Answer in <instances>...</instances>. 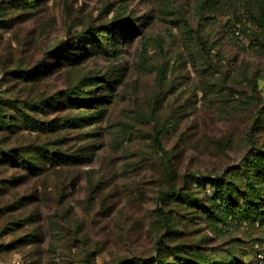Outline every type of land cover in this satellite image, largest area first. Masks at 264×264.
Returning a JSON list of instances; mask_svg holds the SVG:
<instances>
[{"label": "rangeland", "instance_id": "374dc122", "mask_svg": "<svg viewBox=\"0 0 264 264\" xmlns=\"http://www.w3.org/2000/svg\"><path fill=\"white\" fill-rule=\"evenodd\" d=\"M30 4L0 0V97L56 106L17 112L7 105L0 115L22 127L23 113L43 126L82 118L80 128H26L19 137L53 147L65 138L69 153L96 148L62 180L67 214L54 219V193L37 203L46 221L35 234L40 241L23 246L18 192H41L39 182L58 191L59 181H24L16 165L0 163V264H264V195L248 206L253 222L241 218L239 206L250 204L243 176L235 203L218 205L219 219H210L204 210L214 191L192 185L193 176L204 184L264 154V0ZM89 29L94 41L78 40ZM73 44L82 49L75 64L67 61ZM3 68L34 69L38 80L10 79ZM72 88L83 101L74 109ZM174 188L191 203L160 201Z\"/></svg>", "mask_w": 264, "mask_h": 264}, {"label": "trees", "instance_id": "16d2710c", "mask_svg": "<svg viewBox=\"0 0 264 264\" xmlns=\"http://www.w3.org/2000/svg\"><path fill=\"white\" fill-rule=\"evenodd\" d=\"M32 3L33 5L30 4L27 6V8L34 6L36 0H32ZM260 26L264 28V24H260ZM98 36L99 35H97V37ZM95 38L96 30L89 29L82 33L78 40L82 41L87 39L88 41H94ZM75 45L76 44H73V50L71 53H69V56H67V61L71 64H75L82 58V49L76 47ZM2 71L5 77L13 76L9 78L17 81L20 79L24 83H29L31 81L35 82L38 80V78H36V73H34V69L18 70V68H15L14 70H8L3 68ZM83 81H85V79L81 82ZM76 90L75 88H72L66 92V96L69 95L67 96L69 99V105L73 109L77 108L83 103V101H79L77 98L79 95H76ZM7 105L11 107H9V109L15 110L17 112L18 107L25 105L29 109L32 107L35 110L45 112L47 110H53L56 106V102H50L45 98L38 101H27L26 103L20 102L18 99H16L14 102H11V100L4 101L0 97V114L2 111H4V108H6L4 106ZM3 115H0V118H4V120H0V154L2 159L0 163L3 164L2 166L6 167L9 163L16 165L15 167H18V177H20L19 175L23 174L22 180L25 179L24 181H29L34 177H38L39 179L45 178L47 181H50L51 178H53L59 181L57 184L59 185L58 191H54V189L49 188L44 182H39L43 186V191L41 192L38 190V187H35V189L31 190L34 192V194H23L18 192V212L20 211V213H22L18 214V232L24 230L21 232L22 234H18V245H28L36 241L38 243L40 238L36 239L35 234L38 232V227L40 228L41 226V221H46H44V216H42V213L38 210V207H36L37 203H50L46 202L45 200L50 198L51 194L54 193L53 201L55 202L57 207L56 209L58 210L54 216V219H56L59 215L67 214L69 209L64 208V203H66V185L61 188L62 180L66 181V174L68 173L70 167L84 164L89 161L91 157H94L91 153L96 147L92 145H84V147L78 148L77 151L69 153L67 148L63 147V145L66 143L65 138L64 140L60 138L59 142H56L57 145L53 147L50 142L43 144H37L36 141L32 140L23 142L22 137H19V133L26 128L32 131L39 130L44 133H60L59 131L63 132V130L65 131L68 128H80L82 127L84 121L82 118H74V121H71L69 124H67V121H63L62 125L59 123L56 124L55 122H50L49 124L46 123V125L43 126L41 122L37 120L35 121L28 116L25 117V113H23L21 116L28 124L22 127L19 122L20 120L14 124L12 123V117L10 115ZM89 137L91 138V136ZM155 143L159 150H161L159 133H156ZM36 144L37 146H34ZM243 165H245L243 170L229 173L226 177L207 178V182L202 179V181L205 182L204 184H202L200 179L198 180L197 176H193L192 185L199 184L204 185V187L209 185L214 191V198L209 200L210 208H206L204 210V215L208 216L210 219H219V215L217 214L219 211L218 205H223L224 208H230V206L235 203L234 197L239 190L238 183H241L242 177L245 176V180H243L245 189L243 192H245L246 195L244 198L249 199L248 202L250 204H247V207L242 211L239 206L240 211H237V213L241 218L252 221L254 218L252 213L253 210L248 206L253 205V203L257 204V200H260L259 196L264 195V154H260L257 151L253 152L251 158L245 161ZM22 183L23 182H21V184ZM240 191H242L241 188ZM170 200H178L187 204L191 203V197L178 193L176 188L170 189L168 192L162 194L160 198V201L162 202ZM197 202L198 200H194L193 204ZM30 206H33L34 208L31 210ZM3 211L4 209H0L1 213ZM49 217L50 216H48L46 220H48ZM257 217L258 219H262V216L259 214ZM217 264L223 263L218 262Z\"/></svg>", "mask_w": 264, "mask_h": 264}]
</instances>
